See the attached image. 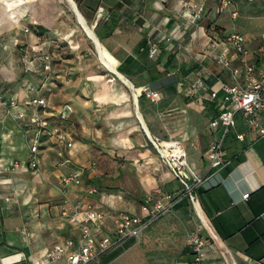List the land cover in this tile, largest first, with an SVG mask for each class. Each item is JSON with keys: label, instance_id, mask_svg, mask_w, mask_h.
I'll return each instance as SVG.
<instances>
[{"label": "crops", "instance_id": "0c3cea01", "mask_svg": "<svg viewBox=\"0 0 264 264\" xmlns=\"http://www.w3.org/2000/svg\"><path fill=\"white\" fill-rule=\"evenodd\" d=\"M191 1L205 3L203 17L195 23L186 6ZM75 4L112 69L59 55L60 45L63 53L74 52L73 46L86 40L72 5L71 14L60 10V16L47 9L52 8L47 0H32L12 17L6 1L0 0V93L18 99L10 108L0 104V264H41L55 243L77 236L61 213L60 182L77 168L83 169L82 181L66 185V194L103 212L105 232L115 228L119 212L138 213L145 196L168 201L165 195L171 194L176 197L171 211L149 225L163 238L171 237L177 248L171 252V264L191 259L187 235L193 232L209 240L206 264H264V136L250 132L238 140L236 131L246 129L238 113L224 138L225 163L209 167L204 152L222 135V129L211 128L209 122L222 103L198 101L186 93L199 73L215 89L222 81H232L208 55L213 33L221 39L232 31L245 34V60L264 68L259 50L264 47L263 15L253 13L241 26L240 20L234 22L239 19L236 0L235 18L228 10L217 13L216 0H75ZM215 26L221 27L210 34ZM250 33L263 41L252 47ZM72 37H78L76 42ZM151 44L158 46L152 57ZM224 48L226 44L220 43L218 49ZM45 52L53 56L48 72L38 60ZM31 85L39 88L51 109L64 102L74 109L61 125L50 118V125L71 132L72 145L66 150L47 137L36 170L12 166L16 160L25 164L29 155L26 123L16 114L21 111L29 119L34 113L26 104L33 94ZM145 86L158 91L160 99L144 95ZM156 138L178 140L185 148L189 168L199 179L194 188L199 212L160 158L151 141ZM91 187L96 189L92 194Z\"/></svg>", "mask_w": 264, "mask_h": 264}, {"label": "built area", "instance_id": "2783aa9c", "mask_svg": "<svg viewBox=\"0 0 264 264\" xmlns=\"http://www.w3.org/2000/svg\"><path fill=\"white\" fill-rule=\"evenodd\" d=\"M186 6L189 9L191 23L203 17L204 1H191L186 3ZM226 10L229 11L231 18L237 17L238 11L232 8V0H216V12L223 13ZM222 42L226 44V48L219 50L218 46ZM259 50L264 56V47ZM157 51L158 46L151 44L148 54L152 57ZM207 52L216 64L230 73L232 81H222L220 88L215 89L208 84L204 73H199L189 83L186 93L196 96L198 101L206 99L222 103V109L209 122L213 129L220 127L222 135L212 140L204 152L209 167L218 168L225 163L224 138L235 126L238 113L246 128L245 131H236L235 136L238 140H244L250 132L264 136V68L259 69L254 63L245 60L244 56L248 52L247 39L245 34L238 31L225 34L221 40L210 37ZM31 56L36 57V55ZM52 59L53 56L47 52L38 56L44 72L52 70ZM234 61L238 63L235 64ZM29 90L33 94L26 104L34 107V113L29 119H26L21 111L16 114L18 119L26 123L25 133L28 139L29 155L25 164L16 160L12 166L36 170L39 167L40 147L47 137L52 138L66 150L72 145L71 132L63 126L50 125V118H54L57 123H64L70 118L74 109L69 102H64L56 109H51L47 99L39 93V88L31 85ZM142 93L153 101L160 99V93L148 86L142 88ZM0 104L10 108L18 104V99L13 95L6 96L5 93H0ZM151 141L162 161L171 169L175 179L181 183L182 191L188 196L192 207L198 212L194 188L199 179L189 168L185 148L180 141L175 139L159 140L156 138ZM82 178L83 169L77 168L61 176L60 180L63 186L61 213L77 230V236H69L55 243L47 251L41 264H102V256L111 246H115L122 239L136 238L138 240L147 226L171 211L176 200V197L173 198L171 194L165 195L168 201L147 195L141 201L138 213L119 212L115 228L105 232L103 212L89 202L74 201L66 194L65 186L80 184ZM95 191V187L88 189L91 194ZM248 194V192L244 193L243 198H246ZM113 237L118 239L115 244L112 243ZM187 243L191 247V259L185 264H206L205 248L209 245V240L193 232L187 235Z\"/></svg>", "mask_w": 264, "mask_h": 264}, {"label": "rangeland", "instance_id": "374dc122", "mask_svg": "<svg viewBox=\"0 0 264 264\" xmlns=\"http://www.w3.org/2000/svg\"><path fill=\"white\" fill-rule=\"evenodd\" d=\"M6 1V0H4ZM75 1V0H74ZM239 6V19H235L234 22H238L240 20L241 26H244L246 19H252L253 13H259L263 15V22H264V0L263 5L261 2L256 3L257 0H236ZM7 2V1H6ZM47 3L52 8L51 11L57 15L62 16L63 12L60 10H63L65 13L69 14L68 7L70 5V2L68 0H47ZM58 4H61L63 7L58 8ZM19 8V7H18ZM20 10H22V7H20ZM9 15H11L10 11H7ZM71 14V13H70ZM241 17V18H240ZM245 19V20H244ZM253 24V23H252ZM89 27H91L89 25ZM218 29L221 26H217ZM92 28V27H91ZM216 31H218L216 29ZM248 32V31H246ZM249 33V32H248ZM253 38L252 40V47L253 45H256L259 42H262L261 39L262 36H256L252 33H250ZM80 35H82L84 38H86L85 43L83 45H80L79 47H74V52H64L66 51L64 46H61L57 49H61V55H66L64 58H73L77 59L78 61L81 60L82 64L89 65L92 62L99 63V65H103L98 60V54L96 52V49L94 47V43L90 38L86 36V34L81 29ZM74 42L78 39V37H72ZM76 45V44H74ZM71 50V48H70ZM77 54V55H76ZM58 57V56H57ZM57 125H61V123H55ZM152 227H147L144 229V231L141 233L140 238L137 240L136 238H127L122 239L118 242V239L116 237L112 238V243L116 245L113 247L111 246L105 254L102 256V264H171L173 262V257L171 256L172 251H177V248H175L174 243L171 241V237L167 236L163 238L160 234H158L157 230ZM162 250L168 252L167 255L159 254Z\"/></svg>", "mask_w": 264, "mask_h": 264}, {"label": "bare ground", "instance_id": "6f19581e", "mask_svg": "<svg viewBox=\"0 0 264 264\" xmlns=\"http://www.w3.org/2000/svg\"><path fill=\"white\" fill-rule=\"evenodd\" d=\"M6 4H7V9L10 11L11 13V16L14 17V15H16L17 13V9L18 7H20L21 5L29 2V1H32V0H6ZM71 5V4H70ZM72 7V6H71ZM73 8V7H72ZM19 13V12H18ZM21 13V12H20ZM90 28V27H89ZM90 30H92L90 28ZM88 30V31H90ZM85 31V30H84ZM91 32V31H90ZM86 33V32H85ZM91 39L96 43V39L93 38V36L91 35ZM99 60L100 62L105 66L107 67L108 69H112L113 67L111 66V63L105 58L104 56V52L103 50L101 49L99 55ZM198 212H199V209H198Z\"/></svg>", "mask_w": 264, "mask_h": 264}, {"label": "water", "instance_id": "95a60500", "mask_svg": "<svg viewBox=\"0 0 264 264\" xmlns=\"http://www.w3.org/2000/svg\"><path fill=\"white\" fill-rule=\"evenodd\" d=\"M68 1H69L70 4L72 5V7H73V9H74V11H75V13H76V15H77V18H78L79 22L82 24V26L84 27V29H85V31L87 32V34H88L90 37H91V35H92L93 38L96 39V43H95L94 41H93V42L95 43V47H96V50H97L98 55H99V53H100V51H101V46H100V42H99L98 38L95 36L93 30H90L89 26L86 24L84 18L82 17V15L80 14V12L78 11V9H77V7H76L75 1H74V0H68ZM88 30H90L91 32L88 31ZM116 73H117V72H116Z\"/></svg>", "mask_w": 264, "mask_h": 264}, {"label": "trees", "instance_id": "16d2710c", "mask_svg": "<svg viewBox=\"0 0 264 264\" xmlns=\"http://www.w3.org/2000/svg\"><path fill=\"white\" fill-rule=\"evenodd\" d=\"M216 29L218 30V27H217V26L213 27L209 33L211 34V33L215 32ZM209 30H210V27L207 28V32H208ZM210 36H211L212 38H217V39L221 40V38H218L214 33L211 34ZM224 36H225V35H224ZM223 38H224V37H223Z\"/></svg>", "mask_w": 264, "mask_h": 264}]
</instances>
